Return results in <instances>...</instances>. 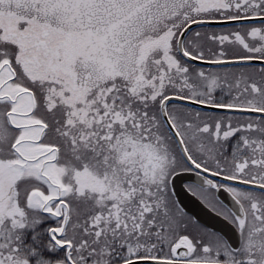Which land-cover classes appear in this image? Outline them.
I'll return each mask as SVG.
<instances>
[{"label":"snow or ice","instance_id":"obj_1","mask_svg":"<svg viewBox=\"0 0 264 264\" xmlns=\"http://www.w3.org/2000/svg\"><path fill=\"white\" fill-rule=\"evenodd\" d=\"M0 264H264V0H0Z\"/></svg>","mask_w":264,"mask_h":264}]
</instances>
